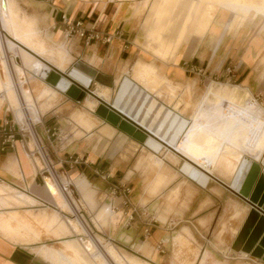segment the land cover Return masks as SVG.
<instances>
[{
	"label": "crops",
	"instance_id": "0c3cea01",
	"mask_svg": "<svg viewBox=\"0 0 264 264\" xmlns=\"http://www.w3.org/2000/svg\"><path fill=\"white\" fill-rule=\"evenodd\" d=\"M1 1L6 6H2ZM1 1L0 11L3 12H0V30L37 56H46L57 69L64 70L65 65L73 59L95 73L90 84L100 85L102 88L108 86L110 90L117 85L119 90L125 78L132 82V77L140 81L145 88L133 84L136 90H133L127 104L131 115L140 107V97H137L139 91L141 94H149L158 106L161 105L160 99L152 95L161 92V87L155 90L159 85L158 79L161 78H166L183 89L191 87L187 82L192 79H203L204 82L223 80L227 84H237V87L246 90L253 97L264 94V0H212L216 7L211 14L201 19H197V0ZM205 4L207 7V2ZM63 17L68 23H82L80 32L72 35L69 40L63 38ZM64 41L70 49L67 50L59 44L57 47L61 46V52L53 55V47L49 44ZM14 46L10 41L5 43L6 50ZM15 60L18 64V55ZM35 63L41 68V63L34 59L29 64L32 70V64ZM228 67H235L234 82L226 74ZM21 72L18 67L17 73ZM1 73H4V69H1ZM98 77H103L109 83L98 81ZM8 78L10 86L0 83V131L6 126L22 128L14 120L19 122L20 119H25L23 113L20 118L18 111L13 110V113L10 110L11 106L6 98L10 101L16 100L21 111L31 108L26 105L28 91L23 89V97L19 95V99L10 71ZM74 86L79 89L77 97L88 88L78 81ZM209 90L197 111L195 100L190 102L191 107L184 115L180 113L184 109V103L177 105L178 111L174 106L176 103L173 106L165 103L162 105L187 120L189 126L179 139L175 151L212 177H209L205 185L185 175L181 170L183 165L165 163L164 156L171 152L168 149L167 152L162 151V141L138 121L116 110L112 105L115 98L112 99V104L103 101L104 105H99L107 106L109 111L117 115L116 123L96 114L94 109L99 105L89 100L86 103V99L81 103L75 102L66 93L61 104L55 107L45 104V111L31 129L51 165L64 181L70 183L81 205L80 213L83 218L96 231L100 240H106L111 245H104L102 241L94 242L92 238H79L84 250L82 252L74 241H62V231L68 233L69 230L63 223H57L56 211L47 213L40 209L33 213L26 210L23 214L20 213L18 223L13 221L11 224L6 221L5 215L8 212L5 211L0 212V264H85V251L91 254L96 247L106 251L105 256L115 262L109 255V251L113 250L122 264H174L177 256L181 264H198L197 249L193 246L197 234L192 232L191 226L195 227L197 222H204L211 227L212 223L219 221V229L223 231V222L231 219L238 221L235 223L237 226L234 233L239 234L251 207L245 204V198L241 196L243 200H238L235 196L233 200L226 186L231 183L242 157L258 161L262 156L264 137L260 139L263 145L260 143L253 156L248 155L243 147H231L233 151L230 153H226L225 149L230 148L229 140L234 133L231 126H238L241 112L255 108L260 119L261 111L253 105L238 106L235 103L234 90L215 87ZM12 92L15 96L13 100L8 95ZM107 92L106 89L96 91L99 99L101 97L105 100L108 99ZM46 94L53 96L55 92L50 93L43 89L39 93L41 97ZM208 95H212L215 100L211 110L205 107ZM85 103L90 104L87 105L89 108ZM193 105L195 111L191 116ZM145 110L144 108L139 112L138 119H143L147 124L153 114L144 117ZM124 120L157 141L161 145L160 151L153 152L145 143L138 142L125 133L120 128ZM5 138V134H0V188L23 193L30 201L35 202L31 207L26 200V209H49L55 204L60 211L70 212L71 207H74L73 203L68 202L64 194L51 183L59 194L55 200L44 184L43 178H47L40 176L33 166L27 147L33 149L34 142L29 140L24 144L16 137L13 143H4ZM212 146L226 152L212 156ZM135 153L140 156L137 157ZM35 162L41 168V162L38 159ZM143 166L156 169H148L154 173H149L151 175L147 177L148 182L141 170ZM215 173L224 177L227 182L214 176ZM102 175H109L110 180L104 181ZM112 183H120L131 189L130 199L137 209V216L129 224L127 219L130 210L121 205L119 197L111 196L109 186ZM165 186L173 188V195L177 189H186L187 204L190 205V210L195 205V210L190 211L184 218L170 216L165 207L162 209L165 202L155 197L157 189ZM4 203L6 207L22 205L13 198H0V208L6 209ZM202 205L204 209H200ZM12 211V214H17V211ZM29 213L33 217H38L41 213L48 215L49 223L40 225L45 234L55 238L49 241L62 244L61 248L53 249L50 245L36 242L40 239L39 235L34 228L27 227V223L22 222L23 215ZM158 215L162 221L189 220L188 230L194 241L187 255L179 254L180 257L174 248L175 244L172 245L182 235L174 236L170 225L167 228L156 225ZM102 220L105 221L103 226L100 223ZM68 227L77 235L86 232V226L81 220H68ZM89 243L90 249L87 248ZM236 244L239 251H242V245L237 242ZM108 246L109 250H105ZM202 252L211 255L213 250L204 249ZM242 256L246 257L243 253ZM96 259V264H108L103 256ZM256 259L264 263L262 255ZM115 263L118 264L117 261Z\"/></svg>",
	"mask_w": 264,
	"mask_h": 264
},
{
	"label": "rangeland",
	"instance_id": "374dc122",
	"mask_svg": "<svg viewBox=\"0 0 264 264\" xmlns=\"http://www.w3.org/2000/svg\"><path fill=\"white\" fill-rule=\"evenodd\" d=\"M197 2H198L197 3V19H201V18L205 17L207 14H211V11L216 7L213 4L212 0H209V1L208 0H197ZM206 2H207V7L205 4ZM237 12H239V11H237ZM21 15L25 16V13L21 12ZM211 19H212V17H211ZM7 35L8 34L6 32H3L0 30V83H3L4 85L7 83V86L11 85L10 79L8 78V71H10L11 79H12L13 84L15 86V90L18 93V98L21 99V97L19 95H22V97H23V92H22L23 89H26L28 91L29 96L26 100V105L28 104L31 106V108L28 110H22L21 111L20 105L18 104V102L16 100L10 101L9 99L6 98V100H8V102L11 106L10 110H12L13 113H14V111H18L20 118H22L21 117L22 113L25 117V119L24 118L20 119L19 122L16 121V119H15L14 122H17L20 127L27 129L28 127L31 128L32 126H34L33 124L38 122L41 114L45 111V104H47L49 107H55V106L61 104L62 101H64L65 97H63V96L65 93L57 90L55 88V86H53L49 82V79L52 78L53 73L55 75H57L58 78H63L64 80L68 81L70 84L76 85V81L73 78H71L69 75L70 71L74 68L76 61H74L72 59L69 64L65 65L64 70H59L56 68L55 65H53L52 63L49 62V59L46 56H37L36 54H32L31 52L27 51L28 53H30L34 57L35 60L40 61L42 64H44L46 67L49 68V70H50L49 77L46 80L42 81V78H40L36 74L39 70V67H40L39 64H36V63L32 64V68H33V70H32L29 67V64L34 59L32 57H30L29 55H27L22 50H20V48L21 49H23V48L19 44L13 42L11 40L10 36H7ZM7 41H10L15 46L8 48L6 50L5 43L7 44ZM59 44H62L67 50L70 49V47L67 46V43L65 41H64V43L59 42V43L49 44L50 47H53L52 52H51L53 55H56L57 53L61 52V49L59 48L61 46L57 47V45H59ZM65 48H62V49L65 50ZM58 49H60V50H58ZM23 50H25V49H23ZM16 55H18L20 58V60H19L20 64H16V60H15ZM18 67L22 71L20 74L17 73ZM1 69L2 70L4 69L3 74L1 73ZM132 80H133V82L131 81L132 84L136 83V84L144 87V85L140 81L136 80L135 78L132 77ZM158 80H159V85L155 88V90L157 88L161 87V92L152 93V95L156 96L160 99L161 105H163V103H165L166 105L173 106V103H176L174 105V106H176V108L175 107L174 108L177 111H178L177 105L179 106V103H184V109L180 110V113L183 115L188 112V108L191 107L190 102H192L194 100L197 102V105H196L197 106L196 111H197L199 104L201 103L203 97L207 94L208 91H210L209 89L211 87L227 88L229 90H234L235 94H236L235 103L238 106L242 107V106H245L248 104V105H253L254 107L260 109V111H261L260 112V119H258V116H259V114L257 113L258 110L255 108H250L248 110L245 109V111L241 112L242 116H241V119H240L238 126L237 125L231 126V129H233L232 131L234 133L231 135V139L229 140L230 148H228V150L226 148L225 149L227 151L226 152L225 150H222L217 146H212L211 148L208 147V148H210V152H211L212 156H213V154H216V153L219 154L222 151H223V153H225V152L230 153L233 151V149L231 147H237V146L246 148L247 154L253 156L257 152L260 143H261V145H263V141L260 139H262L261 137H264V94H262V95L260 94V96H257V97L254 96L253 97L246 90H243L242 88L237 87V84H234V83L227 84L223 80H208V81L204 82L203 79H200V80L192 79V80H189L187 82V85H190L191 87H189V88L186 87L184 89L179 87V86H176L177 84H174V82H172V81H167L166 78H164V79L161 78ZM117 86L113 90H110L108 86L106 88H102L100 85L93 86V83H91L90 86H88V88L86 90H84L79 97L74 98L73 101L81 103L84 101V99H86V103L89 100L91 102H94L95 105H99V104L104 105L103 101L106 103L112 104V99L116 97V94L119 91L117 89ZM235 87H237V88H235ZM43 89H47L50 93H51V91H54L55 94L53 96H50V95L48 96L46 94V95H43L41 97L39 95V93ZM103 89L104 90L106 89L108 91L107 92V94H108L107 100H105L101 97L99 99V97L96 93L97 90H103ZM90 92L93 93L96 97L93 96ZM8 95L12 100L15 99L14 97H11L12 95L14 96L13 92H12V94L8 93ZM87 95H89L90 97H87ZM95 100L98 102H96ZM86 103H85V105H86ZM4 104H7V103L4 101ZM20 104H21V102H20ZM214 105H215L214 98L212 97V95H208L205 107H207L211 110V108ZM21 107L23 108V106H21ZM193 108H194V105H193ZM90 110H92V109L90 108ZM193 111H195V108L192 109L191 116H193V113H194ZM179 117H181V116H179ZM181 118L185 119L184 117H181ZM73 121L75 122V120H73ZM79 135L80 134H78V136ZM26 136H27V134H26ZM29 140H30V142L33 141L31 138H29ZM163 146H164V149L162 151L167 152L166 149H168L171 153L174 154V155H172L171 153H169V155H165L166 156V157L164 156V159H165L164 162L165 163L166 162H169L171 164H173V163L177 164L178 163L179 165L182 166V165H184L185 162H188L185 158H183L182 156H180L179 154L174 152L172 149H170L165 143L163 144ZM135 155L137 157L140 156L139 153H135ZM211 155H210V157H211ZM202 157L204 158L203 155H202ZM148 169L156 170L155 167H152V168L146 167L145 168L143 166L141 168L142 173H144L143 174L144 177L146 176L145 180L147 182H148V178H147L148 175L154 174L153 172H149L151 170H148ZM149 173H151V174H149ZM214 176L226 181L224 179V177L220 176L217 173H215ZM210 178H212V177H210ZM63 181H64V179H63ZM172 189H173L172 187L167 188L166 186L163 188H159V189H157V192H156L157 196H155V197H157L156 199H159L160 201L165 202V205L162 206V209L165 207V209H166L165 211H167L168 214H170V216L176 217V218L177 217L178 218L179 217L184 218V216L186 217L188 215V213H190V211L191 212L194 211L196 206L193 205L191 210H190V205L187 204V198L186 197L188 196V194H186V189H183V188L177 189V192L174 195L172 193ZM227 190L230 192V196H231V198H233V200H235L234 196L236 197V199L238 198V200L239 199L243 200L238 194L234 193L232 190H230L228 188H227ZM68 194L70 196L71 202L74 205V207H71L70 212L60 211L55 204H53L52 208H49V209H46V208L26 209L25 207L27 205L18 206V207L14 206V205H11L8 207L4 206L6 209L0 208V212H5V211L8 212V214L5 215V218H6V221H8L11 224L13 221H16L18 223L20 220V215L23 214L24 211H26V210H31V211H33V213L38 212L40 209L45 210L47 213H52L53 211H56L57 217H58L57 223L58 222L63 223L65 225L66 229L69 230L68 233L65 232V230L62 231L63 235L61 237H64V240H62V241H66V240L74 241L73 243L82 252H84V250L81 246V243L79 242V238H86V239L92 238V241L94 240V242H98V243L100 242L101 243V241H102V243L104 245H111L110 243H108V241L103 240L102 238H101L102 240L99 239L100 237L96 234V231L92 228V226L89 224V222L86 221L83 218V216L81 215V213H80L81 205L78 203L79 200L73 198V196L71 194V190L68 191ZM243 201L245 202V204L249 205L250 207H253L246 199ZM200 209H204V206L203 205L200 206ZM12 210L17 211V214H15V215L12 214V212H13ZM159 212H160V209H159ZM29 214L23 215L22 222L27 223V227L34 228L36 233L39 235L40 239L36 242L43 244V245H45V244L50 245L49 247H51L53 249L61 248L62 244H53L54 243L53 241H49V239L52 240L55 238L49 234L48 235L45 234V230L40 225V224L45 225V224L49 223L48 215H46L45 213H41V215H39L38 217H33L32 214H30V215ZM25 220L27 222H25ZM68 220H81L83 222V224H85V226H86V232H82L81 235L75 234L68 227ZM236 222H238V221L231 220V219L225 220L223 222L224 227H222L223 231H220V229H219V226H220L219 221L212 223L211 227L204 222H200V223L197 222V225L195 227L191 226L192 232L195 231L197 234L195 245H193V246H195L197 249V256L196 257L198 258V264H264L261 260L253 258L250 254H248V255L246 254L247 255L246 257L242 256L243 252L241 250L239 251L238 245L236 244V239L238 237V233L237 232H236L237 234L234 233L235 232L234 228H235V226H237V225H235ZM100 223L103 226L105 224V221L102 220V221H100ZM156 225L164 227V228H167L170 225L171 226L170 229L172 230L174 236H178L181 234L182 235L181 239L177 242L174 241L172 245L175 244L174 248L176 249L178 255L180 254L183 256V255L188 254L189 249L192 248V242L194 241L192 238V235L190 234V232L188 230L189 220H183L182 219V220L178 221V220L174 219V220L162 221L160 219V216L158 215L156 217ZM96 228H97V226H96ZM190 241H191V243H189ZM21 244H23V243H21ZM95 246H96V243H95ZM87 248L88 249L91 248L90 243L87 246ZM108 248H109V246L106 247L105 250H107ZM201 248H202V250L212 249L213 252L211 255L210 254L208 255V254H205L204 252H202ZM119 251L121 253H123V251H121V250H119ZM88 252H90V251H88ZM105 252L106 251H103V249H100L98 247L94 248L91 254H87L85 251L84 263L85 264H96L95 259L96 258L98 259V257L103 256L104 258H106L108 264H116L115 263L116 261H119V263L122 264L120 259H118V258L116 259L115 258L116 256H114V254H112V255L110 254V253H112L111 251H109L110 252L109 255L114 258L115 262H112L111 259L106 257ZM207 256H208V258H207ZM176 258L177 259H175L174 264H181L178 261L179 257L177 256ZM205 260H207V261L205 262ZM81 264H83V263H81ZM142 264H145V263H142Z\"/></svg>",
	"mask_w": 264,
	"mask_h": 264
},
{
	"label": "bare ground",
	"instance_id": "6f19581e",
	"mask_svg": "<svg viewBox=\"0 0 264 264\" xmlns=\"http://www.w3.org/2000/svg\"><path fill=\"white\" fill-rule=\"evenodd\" d=\"M1 5L6 6L3 1H1ZM11 40L19 44L15 40L13 39ZM19 45L23 49H25L23 50L20 48L23 52H25L28 55H31L30 53L27 52V51L31 52L29 49H27L21 44ZM31 53L34 54L33 52ZM17 63L19 64V60H17ZM41 65H42L41 68L39 67L38 70L39 71L38 76L42 78V80H45L49 77L50 70L44 64L41 63ZM69 75L75 81L80 82L82 85L86 87L89 86L91 79L95 77V73L92 70L84 67L80 63H76L74 65V68L70 71ZM97 79L102 83H106V84L109 83V81L104 79L103 77H98ZM49 82L53 86H55L57 90L66 93L68 96L72 98H76L77 95L79 94V89L77 87L70 84L68 81L64 80L63 78H58L57 75H55L54 73L52 75V78L49 79ZM133 90H136V87L131 83L130 80L125 78L120 84L119 91L116 94L113 103V107L116 110L125 113L126 115L132 117L134 120L138 121L140 125L146 128L153 136L164 142L169 148H171L174 152H176L175 148L177 146L179 139L181 138V136L189 126L188 122L185 119L179 117L177 114H174L169 109L164 108L162 105L158 106L156 101L153 98H150L149 94H141L140 91L137 96L140 97V101H141L140 107L135 112V114L131 115L130 114L131 109H128L127 104L129 103L131 95L134 93ZM24 95L26 96V94ZM11 97H15V96H11ZM87 105L90 106V104ZM144 108L146 109L144 112V117H146V115L150 113L153 114L152 119L147 124L143 119H138L139 112ZM94 110L97 115L104 117L113 123H116L118 120L117 115L109 111L103 105H99ZM120 128L125 133L145 143L146 146L150 148V150H152L153 152L160 151L161 145L157 141H155L152 137L147 136L143 131L137 129L135 126L131 125L127 121L125 120L122 121L120 124ZM188 162H185L184 165L182 166L181 169L182 172L185 175H187L190 179L195 180L201 185H205L207 180L209 179V175L202 172L200 168L192 164L190 161ZM45 181H46V189L49 191L51 196L54 197L56 200L59 194L52 187L49 179H45ZM62 185L65 187L66 181H63ZM228 187L233 189L235 192H237V194L242 198H245L251 205H255V207L253 208L251 207L250 213L248 214L244 222V225L238 234L236 242L242 245L243 254L245 255L250 254L251 256H254L256 258L262 255V258L264 260V252H263L264 251V215L257 210L260 209L261 211L262 210L264 211V152L262 156L258 159V161H254L248 157H242L237 167V170L232 178V181L228 185ZM59 192L62 193V191L60 190ZM0 198L8 199V200L10 198H13L18 202H20L22 204L21 206H24L25 202L27 201L30 202L29 204L31 205V207L35 205V202L30 201V199H28V197L25 194L20 192H15L10 189L5 190L0 188ZM5 204L6 203H4V206ZM110 251L112 252L110 253L111 255L114 254L112 250ZM114 256H116L115 257L116 259L118 258L117 255L114 254ZM117 262L118 264H120L119 261Z\"/></svg>",
	"mask_w": 264,
	"mask_h": 264
},
{
	"label": "built area",
	"instance_id": "2783aa9c",
	"mask_svg": "<svg viewBox=\"0 0 264 264\" xmlns=\"http://www.w3.org/2000/svg\"><path fill=\"white\" fill-rule=\"evenodd\" d=\"M62 25L64 27L63 29V38L65 40H69L72 35L77 34L80 32V28L82 26L81 22H75V23H68L67 19L65 17L62 18ZM234 70L235 67H228L226 69V74L228 77L233 79L234 82ZM1 135H6V138L3 140L4 143H13L16 139V137H19L21 143H24L29 141V138H31L34 142V148L29 149L27 147L29 158L37 170L38 174L40 176L46 177L49 179V181L53 184L54 187H56L58 190L62 191L64 194L66 200L68 202H71L70 196L68 194V191L71 190V194L73 198L76 199V195L72 191L71 185L69 182H66V186L64 187L62 185V176L60 173L51 165V161L48 158L47 154L44 152L41 143L39 142L37 136L34 134L31 128H12L9 126H6L5 129L0 131ZM27 134V136H26ZM35 159H38L41 162V168H38L35 162ZM101 178L104 181H109L110 177L109 175H102ZM109 191L111 196L113 197H119L121 199V205L130 210V215L127 219V224L131 223L134 220V217L137 216V209L132 205L131 203V189L127 186L121 185L120 183H112L109 186Z\"/></svg>",
	"mask_w": 264,
	"mask_h": 264
},
{
	"label": "water",
	"instance_id": "95a60500",
	"mask_svg": "<svg viewBox=\"0 0 264 264\" xmlns=\"http://www.w3.org/2000/svg\"><path fill=\"white\" fill-rule=\"evenodd\" d=\"M146 134V133H145ZM133 139H135L134 137H132ZM136 141H138V142H141V143H143L142 141H139V140H137V139H135ZM171 149V148H170ZM48 179V178H47ZM43 181H44V184H46V181H45V179L43 178ZM228 189H230V190H232L234 193H236L237 194V192H235L233 189H231V188H229L228 186H226ZM253 208V207H252ZM261 210H259V212H260ZM262 213H264V211L262 210L261 211ZM260 212V213H261Z\"/></svg>",
	"mask_w": 264,
	"mask_h": 264
}]
</instances>
